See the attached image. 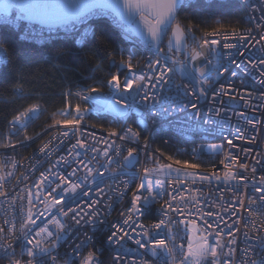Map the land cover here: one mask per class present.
<instances>
[{"label":"snow or ice","instance_id":"snow-or-ice-1","mask_svg":"<svg viewBox=\"0 0 264 264\" xmlns=\"http://www.w3.org/2000/svg\"><path fill=\"white\" fill-rule=\"evenodd\" d=\"M186 6L0 0L3 264H264V151L255 150L264 133V0L235 5L232 15L249 27L220 23L199 38L198 25L178 21ZM107 21L127 46L108 42ZM29 26L24 39L62 33L103 49L107 60V70L103 61L90 65L100 78L81 74L90 82L66 91L51 123L32 135L48 110L25 93L24 64L65 61L72 51L45 44L47 58L17 55L4 32ZM21 98L32 102L18 106ZM93 114L118 127L87 124ZM157 123L218 141L193 149L219 157L212 171L171 155L160 163L163 153L150 148ZM28 148L27 156L19 151Z\"/></svg>","mask_w":264,"mask_h":264},{"label":"trees","instance_id":"trees-1","mask_svg":"<svg viewBox=\"0 0 264 264\" xmlns=\"http://www.w3.org/2000/svg\"><path fill=\"white\" fill-rule=\"evenodd\" d=\"M235 5L237 3L234 0H213L208 3L196 0L181 10L178 21L181 23L193 22L198 25L199 30L196 34L203 33L205 30L210 31L220 23L245 27L244 21H240L232 15ZM221 16L223 19L219 18ZM185 17H188V19L186 20ZM104 27L108 42L112 46H126L110 25L105 24ZM4 35L10 39L15 53L21 57H30L32 53L36 52L43 53L45 58H47L45 44L50 47H69L72 51L71 58H66L65 61L38 62L34 64L25 62L23 68L25 93L32 92L34 95L42 97L41 102L45 103V107L48 110L45 116L40 117L29 129V134L38 132L45 124L51 123V114L63 107L64 93L66 91L77 89L76 86L79 83L90 82L84 81L83 76L92 75L93 79L100 78L101 74L93 73V68L90 65L103 61L107 70V60L104 50L97 49L94 45L82 48V44L77 46L73 41L67 40H53L37 45L21 41L17 38L16 34L11 32H4ZM111 70L114 71V69ZM69 99L74 105L75 101L71 97ZM31 102V100L21 98L18 106H27ZM94 123L98 125L100 122ZM173 142L174 140L167 132L157 131L152 135L150 144L163 154L169 155L173 150ZM175 159L183 160V157L179 156V158Z\"/></svg>","mask_w":264,"mask_h":264},{"label":"built area","instance_id":"built-area-1","mask_svg":"<svg viewBox=\"0 0 264 264\" xmlns=\"http://www.w3.org/2000/svg\"><path fill=\"white\" fill-rule=\"evenodd\" d=\"M195 1L196 0H186L187 6L190 5L191 3L195 2ZM201 1L202 2H205V3H208V2H211L213 0H201ZM234 1L237 4L239 3V0H234ZM244 23H245V28H247V27L250 26L246 21H244ZM106 24L110 25L116 31V33L118 34L119 38L127 46L128 45V42L123 39V36L121 35V29L119 27H117L116 25L112 24L111 21H107ZM5 32H11V31L10 30H7ZM29 32H30V26H29V28L22 29V31L20 33H14V32H11V33L16 34L17 38L19 40H21V41L31 42V43H34V44H37V45L50 42V41H45L40 36H32L30 39H24L23 38V35L28 34ZM201 35H202V33L196 34V36L198 38ZM166 39H167V37L165 38V40ZM54 40H65V39L63 37V34L61 33L60 35L56 36L54 38ZM67 41H73L74 44L77 45V46H80L82 44L81 41H78V40H75V39H70V40H67ZM144 55H147V53H144ZM114 71H115V69H114ZM177 82L178 83L180 82L179 81V77H177ZM71 91L73 93H75L77 91V89L71 90ZM71 98L75 101V103L78 102V100L75 98V96H72ZM86 122L89 125L95 124L94 122H98V123L100 122L98 124V126L101 125V124H103L104 125V128H108V127H118V125L115 123V121L112 119L111 116H105V115H95V114H93L91 116L86 117ZM129 123H132V121H129ZM96 131H97V135H101V134H103L104 129H102L100 127H97ZM157 131H165V132H167L172 137V139L174 140V142L172 143L173 150L169 154V155H171L173 157L174 160H175V158H179V156H181V157H183V160H188L189 163H198V164H200L201 165L200 171H202V172L203 171H209L210 172V171H212L211 164L214 161H216V160L219 159V157L212 156V155H209V154H202L200 156H197V155H195L193 153V149L196 148V147H198L199 145H201V144H205L206 145V144H211V143L218 142L216 140H202V139L199 138L198 135L194 139L192 135L186 134V133H182L176 127H161V124L160 123H157V125H156V127L154 129H150L151 135H153ZM149 134H150L149 131L142 132V137H141V141H140L141 144L144 143L143 137L148 136ZM29 135H32V134H29ZM257 138H258V142H259V147L256 148L255 150L256 151H264V133H257ZM41 139L42 140H47L48 139V136L45 135V136L41 137ZM165 142H166V140H165ZM241 143H243V142H241ZM39 144H40V140H37L36 141V144L33 145L32 147H36ZM253 147H255V146H253ZM150 148L151 149H155V148H153L151 146V144H150ZM155 150H157V149H155ZM19 151H20V153L23 156H27L32 151V148L20 149ZM158 151L160 153H162L160 150H158ZM169 155L163 154V158L160 160V163H162V164L163 163H170V161L167 160V156H169ZM15 158L16 159H20L19 156H16ZM147 166L151 167L152 165H151V163H149ZM45 167H47V165H45ZM204 192L205 193H210V192H212V188L210 186H207L206 185L204 187ZM225 198L226 199H230L231 198L230 194L225 193ZM113 215H115V213ZM243 246L244 245H241V247H243ZM0 264H3V262L0 261Z\"/></svg>","mask_w":264,"mask_h":264},{"label":"water","instance_id":"water-1","mask_svg":"<svg viewBox=\"0 0 264 264\" xmlns=\"http://www.w3.org/2000/svg\"><path fill=\"white\" fill-rule=\"evenodd\" d=\"M167 40V39H166Z\"/></svg>","mask_w":264,"mask_h":264}]
</instances>
